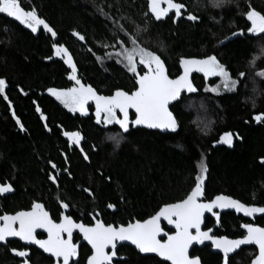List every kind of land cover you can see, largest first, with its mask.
I'll return each mask as SVG.
<instances>
[{
    "label": "trees",
    "instance_id": "trees-1",
    "mask_svg": "<svg viewBox=\"0 0 264 264\" xmlns=\"http://www.w3.org/2000/svg\"><path fill=\"white\" fill-rule=\"evenodd\" d=\"M174 2H182L197 21L156 22L146 17L144 0H22L27 9L34 7L53 27L57 33L53 40L42 29L32 34L0 18V78L6 80L5 94L12 104L10 110L8 101L0 96V181L14 186V192L0 196V214L27 210L36 201L58 221L62 211L58 200H63L70 205L66 214L78 223H91L89 213L97 211L106 224L143 221L190 192L202 156L208 167L206 200L224 194L245 204L264 206V165L260 164L264 158V124L252 119L264 113V78L257 75L264 71V34L231 35L241 29L246 33L249 22L242 12L249 3L264 14V0H231L219 6L217 0ZM116 20L131 35L139 30L142 46L161 56L169 78L179 75L180 58L215 54L231 78L238 81L236 89L221 90L217 95L205 90L217 84L215 79L194 77L198 91L184 94L180 107L170 109L178 121L175 133L141 130L122 135L117 145L110 136L118 126L97 125L93 105L87 108L88 115L81 116L68 112L47 93L48 88L74 85L67 78L71 70L53 56V43L69 50L77 77L98 94L110 96L116 89L133 90L134 80L114 59L101 64L95 58L114 51L110 46L117 39H127L114 25ZM73 30L85 37V45L72 36ZM240 73L245 74L243 78ZM37 106L51 131L45 129ZM13 112L24 132L16 126ZM64 132L81 134L88 161L80 149L70 145ZM225 132L238 133L243 139L234 138L231 148L213 146ZM50 172L57 176L58 187L48 179ZM83 188L90 189L93 196ZM109 203L115 205V211L107 208ZM237 222L232 215H225L217 232L236 238L241 235ZM258 222L264 225L263 219ZM252 253L240 251L234 256V264H249ZM88 254L82 251L79 264H85ZM118 255L127 264H138L141 259L126 246L119 248ZM191 255L199 257L202 264H219L218 255L208 248L194 250ZM0 264H17L6 248H0ZM31 264L53 263L33 250Z\"/></svg>",
    "mask_w": 264,
    "mask_h": 264
},
{
    "label": "snow or ice",
    "instance_id": "snow-or-ice-1",
    "mask_svg": "<svg viewBox=\"0 0 264 264\" xmlns=\"http://www.w3.org/2000/svg\"><path fill=\"white\" fill-rule=\"evenodd\" d=\"M228 2L231 0H217L216 6ZM162 3L167 6L162 8ZM148 9L151 17L156 21L162 20L170 12L173 13V17H169L173 19V23L180 18L193 22L198 19L195 15L187 13L182 2H174V0H148ZM0 14H6L23 28L30 30L32 34H37L38 30L42 29L43 32L50 34L53 40L57 36L53 27L38 15L34 7L26 10L18 0H0ZM242 15L249 22L246 33L241 29L234 31L231 34L232 37L264 34V14L252 8L249 3ZM114 25L124 33L127 39H117L115 44L110 46L115 49L114 51L105 52L103 57L95 58L101 64L105 59H114L115 63L121 65L134 80L133 90L116 89L110 96L98 94L93 87L83 84L77 77V68L69 50L63 44L53 43L52 54L71 70L67 78L74 81V85L67 89L48 88L47 93L68 112L79 113L81 116L88 115L87 106L90 102L94 104L97 125L104 128L110 125L118 126V131L110 136L117 145L122 135L130 136L143 129L175 133L178 129V121L170 109L180 107L184 94L190 95L198 91L189 79L193 72L202 73L206 81L209 77L219 78L220 83L206 87L207 92L219 95L221 90L231 92L236 89L238 81L231 78L229 70L215 54L206 55L203 58H180L179 65L182 72L175 79H170L161 56L142 46L138 35L139 30L137 35H131L124 30L119 20L114 21ZM72 36L81 42L85 41V37L75 30ZM46 59L50 60L52 57ZM244 75V73L239 74L241 78ZM257 75L264 78V71L258 72ZM5 89L6 80L0 78V96L8 101ZM21 92L23 93L22 89ZM23 94L26 95V93ZM8 107L12 109L10 101H8ZM35 110L41 113L38 106ZM130 110L135 114L134 119H130ZM12 118L19 131L24 132V126L14 112ZM252 119L258 124H264V113L256 114ZM40 120L45 122V129L51 131L46 122L47 118L42 113ZM63 135L70 145L80 149L83 159L88 161L89 156L81 147V134L64 132ZM234 138L243 139L238 133L225 132L213 146L223 144L231 148ZM48 163L52 169H56L57 166L51 160ZM65 163L67 164L66 156ZM260 164L264 165V158L260 159ZM197 169L194 186L183 199L160 207L154 215L143 221L135 220L126 225L106 224L98 218L101 214L97 211L89 213L92 217L91 223H78L71 215L66 214L70 205L63 200H58L62 211L59 222H56L42 203L33 201L29 210L0 214V244L8 243L10 238L23 242L21 248L9 249L14 257L20 258L19 264H29L31 257L28 246H35L48 254L54 264H79L78 244L73 242V233L78 232L82 241L90 246L91 254L87 256L86 264H121V262L127 264V261L118 255V246L126 245L133 246L137 255L141 257L138 264H148L149 261H152V264H162V262L202 264L199 257L190 254V249L194 245H204L207 241L210 242L211 248L220 254L219 264H234V257L231 254L241 249V246L250 245L255 246L250 264H264V227L253 223H242L240 228L243 232L238 238L213 234L211 228L202 230L206 213L216 217L218 222L220 211L223 210H234L236 213H242L244 217L255 218L257 214H264V206L245 204L227 195H217L211 200H204V182L208 167L203 156L197 164ZM64 171L67 172L68 169L65 168ZM48 179L58 187L56 175L50 172ZM82 190L88 196H93L90 189ZM12 192H14L12 183L0 181V196H6ZM107 208L115 211V205L112 203L107 204ZM165 222L169 226L167 231L164 227ZM38 230L46 233L47 238H37Z\"/></svg>",
    "mask_w": 264,
    "mask_h": 264
},
{
    "label": "flooded vegetation",
    "instance_id": "flooded-vegetation-1",
    "mask_svg": "<svg viewBox=\"0 0 264 264\" xmlns=\"http://www.w3.org/2000/svg\"><path fill=\"white\" fill-rule=\"evenodd\" d=\"M145 1V4H146V6H147V9H148V0H144ZM18 2L21 4V6L22 7H24L26 10H28L27 8H26V6H24V4L22 3V0H18ZM167 5L166 4H161V7L163 8V7H166ZM187 11V13H188V10H186ZM147 18L148 17H150L152 20H154V21H156L154 18H152L151 17V13L149 12V9H148V13H147V16H146ZM169 17H173V13H169V15L168 16H166V17H164L162 20H160V21H156V22H162V23H165V22H167V21H171V22H173V19L172 18H169ZM0 18H3V19H6L7 21H9V22H11V23H13V24H15V25H17L18 27H21V28H23V26H21V25H19L18 24V22H15L12 18H9V17H7L6 16V14H0ZM181 20H187L186 18H180V19H178L174 24H177V22H179V21H181ZM188 21V20H187ZM23 29H25V28H23ZM25 30H27V31H29L30 32V30H28V29H25ZM39 30H41V29H39ZM38 30V31H39ZM78 40V39H77ZM79 41V40H78ZM83 45H85V43L84 42H81ZM55 58H57V57H55ZM59 59V58H58ZM62 61V60H61ZM63 62V61H62ZM180 74V73H179ZM179 76V75H178ZM197 76H199V77H202L203 76V74L202 73H199V74H196L194 77H197ZM194 77H193V79H192V82H193V80H194ZM176 78V77H175ZM209 79H215V82L217 83V84H219L220 83V80L218 79V77H215V78H213V77H209ZM216 84V85H217ZM194 85V84H193ZM91 105H93L94 106V104H92L91 102L89 103V105L87 106V108H90V106ZM94 109H95V106H94ZM93 109V110H94ZM130 119H134V115L132 114V113H130ZM256 124H258V123H256ZM220 195H224V194H220ZM217 196V195H216ZM228 196V195H227ZM215 197V196H214ZM214 197H212L211 199H213ZM231 197V196H230ZM233 198V197H232ZM203 199L204 200H206L205 199V196L203 197ZM210 199V200H211ZM237 200V199H236ZM239 201V200H238ZM241 202V201H240ZM30 209V208H29ZM29 209H27V210H29ZM46 210V209H45ZM47 211V210H46ZM13 214V213H12ZM225 215H232L234 218H235V220L236 221H238L237 222V226H238V228H239V231L242 233L243 232V229H241L240 228V225L242 224V223H253V224H255L256 226H260V227H264V225H262L261 223H259L258 221L259 220H264V216H262V217H258V218H254L253 220H248V219H245V218H243V217H240V216H236V214H234V213H223V214H221L220 215V220H219V222L217 223V221L213 218V217H211V216H206L205 217V222H204V227H203V230H207L208 228H211L212 230H213V234H216V235H219V233L217 232L218 231V229H220L221 228V226H222V223H221V221H222V218H223V216H225ZM50 217H51V215H50ZM52 218V217H51ZM56 222H59V220L58 221H56ZM216 226V227H215ZM165 227V226H164ZM165 230L167 231V229L165 228ZM239 237V236H238ZM238 237H236V238H238ZM37 238H39V239H46V236L45 235H43V234H37ZM81 241V239L79 238V236L78 235H75L74 236V238H73V242L74 243H79ZM21 246H22V243H20V242H18V241H15V240H13V241H9L8 243H6V244H0V248H6V249H11V248H17V249H19V248H21ZM28 248H29V251H30V257H31V253H32V251L33 250H35V251H37L38 253H40L41 255H43L44 257H45V255L44 254H42L41 252H39L36 248H34V247H31V246H28ZM205 248H208L209 249V251H210V249H211V247H205ZM205 248H203V249H205ZM202 249V250H203ZM83 250H86V251H88V255H90L91 253H90V250L88 249V247L86 246V245H81L80 246V249H79V259H80V257H81V253H82V251ZM194 250H198V251H200L197 247H195L193 250H192V252L194 251ZM245 250H248V251H255V247H249V248H243L242 250H240V251H245ZM239 251V252H240ZM10 252V251H9ZM191 252V253H192ZM10 255L15 259V261H16V263L17 264H19V261H20V258H17V257H14L13 255H12V253L10 252ZM87 255V256H88ZM235 256V255H234ZM233 256V257H234ZM197 257V256H196ZM45 258H47V257H45ZM253 258V257H252ZM251 258V259H252ZM47 259H50V258H47ZM86 259H87V257H86ZM86 259H85V264H86ZM51 260V262L54 264V261L52 260V259H50ZM29 264H31V258H30V261H29ZM249 264H250V262H249Z\"/></svg>",
    "mask_w": 264,
    "mask_h": 264
},
{
    "label": "water",
    "instance_id": "water-1",
    "mask_svg": "<svg viewBox=\"0 0 264 264\" xmlns=\"http://www.w3.org/2000/svg\"><path fill=\"white\" fill-rule=\"evenodd\" d=\"M15 22H16V21H15ZM234 38H239V37H234ZM180 69H181V68H180ZM181 72H182V69H181V71H180V74H181ZM180 74H179V75H180ZM196 74H199V73H196V72L191 73L189 79L192 81L193 77H194ZM170 79H171V78H170ZM174 79H175V78H174ZM192 83H193V82H192ZM130 113H132V114L135 116L134 112H132L131 110H130ZM143 130H146V131H153V132H158V133H160V134H172V133H161V132H159L158 130H147V129H143ZM217 211H220V210H217ZM223 213H234V214H236V216H240V217H243V218L248 219V220H253V219H254V218H251V217H244L242 213H236L234 210H223V211H220V215L223 214ZM206 216H211V217H213L211 214H208V213L205 214V217H206ZM262 216H264V214H257V215L255 216V218L262 217ZM213 218L217 221L216 217H213ZM147 219H148V218H147ZM217 223H218V221H217ZM164 226H165V228H166L167 230H169V226L166 225V222L164 223ZM203 227H204V223L202 224V230H203ZM215 227H216V226H215ZM172 231H174V229H172ZM37 234H43V235H45L46 238H47V234L44 233V232H42V230H38V231H37ZM75 235H78L79 238L81 239V241L78 243V258H79V249H80V246H81V245H86V246L88 247L89 250H90V246H88V245L86 244V242H83V241H82V238L80 237V235H79L78 232H74V233H73V238H74ZM13 240L20 242L19 240L15 239V238H10L9 241H13ZM20 243L23 244V242H20ZM31 247L36 248L39 252H41L42 254H44L45 257L50 258V257L48 256V254L43 253L42 250L38 249L37 247H35V246H31ZM118 247L121 248L120 246H118ZM124 247H125V246H124ZM126 247H129V248H131L132 250H134V249H133V246H131V245H126ZM195 247H197L199 250H202V249L205 248V247H211V246H210V242H207V241L205 242L204 245H194V246L190 249V254H191L192 250H193ZM249 247H255V246H254V245H250V246H241V249L236 250V252H235V253H232L231 255L234 256V255H236L237 253H239V251L242 250L243 248H249ZM134 251H135V250H134ZM135 252H136V251H135ZM210 252H211L212 254H214V255H218V256L220 255V254L218 253L217 250L212 249V248L210 249ZM50 259H52V258H50ZM155 259L159 260V258H155ZM52 260H53V259H52ZM114 260H116V258H114ZM162 263L168 264V262H162Z\"/></svg>",
    "mask_w": 264,
    "mask_h": 264
},
{
    "label": "rangeland",
    "instance_id": "rangeland-1",
    "mask_svg": "<svg viewBox=\"0 0 264 264\" xmlns=\"http://www.w3.org/2000/svg\"><path fill=\"white\" fill-rule=\"evenodd\" d=\"M213 78H215V77H213ZM219 79V78H218ZM58 102V101H57ZM58 104H60L59 102H58ZM61 105V104H60ZM62 107H63V105H61ZM94 113H95V109H94ZM79 114V113H78Z\"/></svg>",
    "mask_w": 264,
    "mask_h": 264
}]
</instances>
